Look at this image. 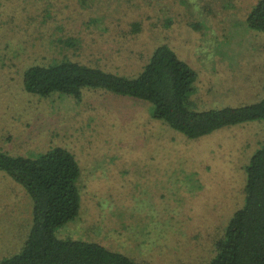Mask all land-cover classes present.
Masks as SVG:
<instances>
[{
    "label": "rangeland",
    "instance_id": "1",
    "mask_svg": "<svg viewBox=\"0 0 264 264\" xmlns=\"http://www.w3.org/2000/svg\"><path fill=\"white\" fill-rule=\"evenodd\" d=\"M259 1L0 0V148L31 157L66 147L82 169L81 212L59 237L146 264H210L244 204L245 166L264 125L191 139L155 119L147 101L103 89L80 100L30 93L26 69L71 59L134 76L167 44L197 72L198 110L255 102L264 32L247 18ZM32 214L31 196L0 170V260L22 249Z\"/></svg>",
    "mask_w": 264,
    "mask_h": 264
},
{
    "label": "trees",
    "instance_id": "2",
    "mask_svg": "<svg viewBox=\"0 0 264 264\" xmlns=\"http://www.w3.org/2000/svg\"><path fill=\"white\" fill-rule=\"evenodd\" d=\"M247 23L264 32V0L253 7ZM197 77L195 69L162 44L134 76L64 59L28 67L23 82L28 92L41 96L60 93L80 100L84 89H103L147 101L155 119L191 139L224 127L252 122L264 125V96L238 106L195 108L191 98ZM0 170L22 185L33 200L32 226L24 246L2 258L0 264H146L99 242L58 236V230L75 220L82 208V169L71 150L55 147L29 157L0 148ZM245 172L244 204L216 242L210 264H264V139Z\"/></svg>",
    "mask_w": 264,
    "mask_h": 264
}]
</instances>
